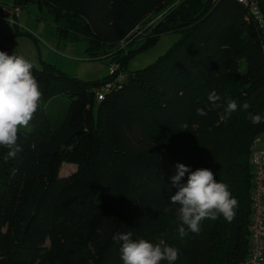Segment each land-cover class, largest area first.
Wrapping results in <instances>:
<instances>
[{"label":"trees","instance_id":"obj_1","mask_svg":"<svg viewBox=\"0 0 264 264\" xmlns=\"http://www.w3.org/2000/svg\"><path fill=\"white\" fill-rule=\"evenodd\" d=\"M251 1L261 25L236 0H11L21 10L34 2L46 7L58 34L85 40L90 58L109 59L123 79L108 74L88 84L50 64L33 67L42 93L33 131H18L22 151L14 158L5 160L8 150L0 148V264H122L112 235L129 230L179 249L175 264L248 257L249 147L264 135V121L249 119L264 117V0ZM165 32L178 40L154 63L125 74L128 59ZM139 40L143 46L124 53ZM121 41H129L123 49ZM109 81L115 84L97 101L95 89ZM212 92L222 106L236 100L237 111L225 118L209 102ZM58 96L70 102L52 127L45 106ZM177 163L210 169L228 185L238 201L231 222L205 219L199 233L179 234L170 203ZM63 164L76 169L60 177Z\"/></svg>","mask_w":264,"mask_h":264},{"label":"clouds","instance_id":"obj_2","mask_svg":"<svg viewBox=\"0 0 264 264\" xmlns=\"http://www.w3.org/2000/svg\"><path fill=\"white\" fill-rule=\"evenodd\" d=\"M34 65L22 55L0 51V148H6L5 160L14 158L22 148L17 144L18 131L29 125L42 93L36 78L32 74ZM221 97L215 92L208 96L209 102L221 107ZM223 116L227 118L237 111L236 100L223 105ZM247 108V104L243 105ZM197 115L206 116L202 109ZM252 124L264 121L261 115L249 114ZM175 189L170 203L176 205L175 213L179 221L178 232L183 237L199 233L201 222L205 219L215 221L220 216L231 222L236 215L238 201L224 182L214 178L207 168L192 170L184 164L175 165V174L170 177ZM170 209L165 208L164 212ZM114 243H119V259L122 264H175L179 258V249L167 245L164 241L153 244L144 238H133V231L116 232L112 235Z\"/></svg>","mask_w":264,"mask_h":264},{"label":"rangeland","instance_id":"obj_3","mask_svg":"<svg viewBox=\"0 0 264 264\" xmlns=\"http://www.w3.org/2000/svg\"><path fill=\"white\" fill-rule=\"evenodd\" d=\"M11 0H0V6L7 4ZM5 6V5H4ZM3 10V9H2ZM21 15L31 18L33 29H24L20 32L29 33L31 37L19 34L18 38L3 39L0 41V47L5 48L11 53L22 55L25 59L33 63L34 67L41 69V61L39 60L40 50L42 52L43 61L50 63L64 73L68 77L75 78L83 83L92 84L101 81L108 75L109 59L103 58L93 60L87 52V42L81 38L75 41L71 36H63L58 34L54 19L44 6L38 3H31L23 8ZM2 11L0 14V24L10 27L12 32L14 26L4 22ZM39 25L41 35L34 26ZM44 28H43V27ZM179 38L176 32H165L145 49L133 54L127 61L125 74L141 71L155 60L163 55ZM122 42V41H121ZM120 42V43H121ZM118 44V46L120 45ZM144 45V40L136 41L126 46L125 52L134 51ZM117 46V47H118ZM46 58V59H45ZM244 66V65H243ZM244 67H242L243 69ZM67 96H58L50 100L45 106V112L50 118L51 126H57L63 119L69 105ZM20 130L32 132L33 127L29 124ZM76 167L70 164H63L60 171V177H66L71 174Z\"/></svg>","mask_w":264,"mask_h":264},{"label":"built area","instance_id":"obj_4","mask_svg":"<svg viewBox=\"0 0 264 264\" xmlns=\"http://www.w3.org/2000/svg\"><path fill=\"white\" fill-rule=\"evenodd\" d=\"M236 1L244 7H250L254 20L260 25L262 24V16L258 12L254 1ZM21 11L22 10L19 7L11 5L4 6L2 10L3 19L11 25L20 26L18 24V18L21 15ZM152 23L153 22L149 25ZM149 25H147V27ZM128 42L129 41H122L118 48L123 49ZM117 69L118 66L115 64L109 67L108 74L110 77L115 76ZM122 79V75L114 77L115 83L122 81ZM113 82L109 81L103 84L100 88L95 89L94 93L97 101L103 100L105 95L110 92L112 86L115 84ZM261 143V137H256L249 147L248 161L253 171V186L250 199L252 216L248 228L250 252L248 257L238 264H264V149L260 148Z\"/></svg>","mask_w":264,"mask_h":264},{"label":"crops","instance_id":"obj_5","mask_svg":"<svg viewBox=\"0 0 264 264\" xmlns=\"http://www.w3.org/2000/svg\"><path fill=\"white\" fill-rule=\"evenodd\" d=\"M4 5L5 6H8L7 4H4ZM4 5L0 6V14H1L2 9L4 8ZM9 5H11V1L9 2ZM4 22H6V21H4ZM31 22H32L31 21V18L26 17L25 15H20L19 18H18V24L20 26L13 25L14 26V29H15L13 32H12V30H11L10 27H7L4 24H0V41L3 40V39H10L12 37L18 38L19 37V33H23V32H20V30L21 31H23L24 29L30 30V28L33 27V25H32ZM34 27L36 28L37 31H39V29H40L39 25H36ZM39 33L41 35V32L40 31H39ZM42 59H44V58H42V52L40 50L39 60L41 62H43V63H46L47 62L46 60L43 61ZM46 64H50V63H46ZM50 65H52V64H50ZM55 67H57V66H55ZM261 139H262V143L260 144V148L264 149V135L261 137Z\"/></svg>","mask_w":264,"mask_h":264}]
</instances>
